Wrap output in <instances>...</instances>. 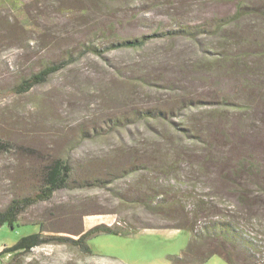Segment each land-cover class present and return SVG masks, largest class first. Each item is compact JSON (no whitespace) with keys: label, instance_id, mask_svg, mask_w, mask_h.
<instances>
[{"label":"rangeland","instance_id":"1","mask_svg":"<svg viewBox=\"0 0 264 264\" xmlns=\"http://www.w3.org/2000/svg\"><path fill=\"white\" fill-rule=\"evenodd\" d=\"M243 1L248 14L240 19L238 34L243 33L246 40L238 42L228 30L230 43H222L220 35L205 38L211 59L205 66L216 68L208 76L185 68L201 57L196 44L159 39L141 50L112 51L105 60L86 55L30 92L15 94L12 88L22 78L75 53L78 43L90 37L91 23L108 19L88 18L94 5L77 0H0V210L12 199L31 194L38 184V167L55 157L68 161L74 178L104 182L71 186L28 207L19 215L18 227H0V250L22 235L38 232L41 225L44 236L76 239V234L99 224L163 227L173 223L131 202L136 194L132 184L138 177L124 176L123 169L145 164L147 157L139 152L148 144L153 150L148 152L152 165L178 169L159 178V189L174 191L168 195L171 202L184 195L179 203L185 212H192V205L199 210L200 202L207 204L206 222L234 220L242 237L257 244L254 263L224 245L193 240L187 229L170 228L98 234L87 240L90 254L71 244H46L29 254L5 255L0 264H264V81L256 77L264 72V57L250 55L264 45V0ZM197 2L179 1L174 15L183 18V12L190 11V20L201 23L235 10L231 3ZM140 15H146L147 21L141 19L134 27L126 24L119 30L122 37L148 31L138 24L168 23L158 12ZM222 48L225 57L241 55L240 63L211 58ZM146 74L163 86L175 79L170 85L177 91L170 94L142 84L139 79ZM182 95L200 99V106L172 113ZM155 100L165 118L133 116L127 125L109 127V119L128 116L131 109L152 106ZM179 142L181 150L187 151L177 158H163L167 163L162 164L157 152L175 151ZM238 165L259 166L250 179ZM231 173H236L244 194L231 193L233 186L226 179ZM240 195L242 202L237 199ZM164 210L181 216L177 208L172 211L166 205Z\"/></svg>","mask_w":264,"mask_h":264},{"label":"trees","instance_id":"2","mask_svg":"<svg viewBox=\"0 0 264 264\" xmlns=\"http://www.w3.org/2000/svg\"><path fill=\"white\" fill-rule=\"evenodd\" d=\"M179 1L181 2V0H77L78 3L84 5H94L95 9L92 14L90 13L91 15H88V18L98 16L104 18L105 16L108 21H102L101 23H91V30H89L90 37L88 39L85 38L83 41L78 43L75 53L69 52L66 58L57 62H50L38 72L30 74L28 77L22 78L20 82L14 86V88H12V92L15 94H26L36 86L46 83L52 75L63 71L86 55H93L105 60V54H108L112 51L141 50L150 42L159 39H166L168 41L184 39L196 44L201 57L197 58L194 63L189 61L190 64L186 65L185 68L190 67L192 69V74L199 71L201 73H205L207 76L210 75L211 70H216V68L210 69L205 66V63H208V61L211 60L210 57H208V51L210 50V47L205 43V38L213 35H220V41L222 43H230L232 42V37L227 33L228 30L234 32L235 36L239 38L238 42L243 44L246 40V36L243 33L238 34V25L240 19L244 16V13L246 15L248 14L245 12L246 6L243 5L244 1L237 0L235 2V0H197V3L201 5L222 2L223 4L231 3L235 7V10L231 15L226 14L222 17H212L209 19L204 18L201 23H193L190 20V11H184L183 13L185 14V17L183 16V18H179L178 15H174L173 12L178 11L176 5H178ZM84 10L87 11V8ZM86 11H84V13H86ZM252 11L254 12V10ZM157 12L161 16L168 19L167 25L164 26L162 23L154 24L152 22H147L144 25L138 24L139 26H145L144 28H148V31L137 37H122L119 33L120 29H123L124 26L127 27L126 24H132L130 27H134L141 19L147 21L146 15H140L141 13L157 14ZM200 36L204 37L200 38ZM96 41H99V43H96ZM222 43L221 45L224 48ZM250 43L251 42H249V44ZM250 55H257L263 58L264 45L261 48L256 49L255 52L250 53ZM210 56L214 59L229 58L231 59V63L238 64L240 63L238 58L240 59L241 57V55H236L234 58L225 57L224 51H214L212 55L210 54ZM181 68L182 67L179 66L180 71L182 70ZM263 74L264 72H261L256 76L260 79V82L264 81V77H260V75ZM147 76L148 74L140 77L139 80L142 84L150 87L153 86L158 90L166 89L170 94L174 91H177L176 87L170 85L175 79L169 81V86H163L162 81H159L155 77H153V79H149ZM159 76L161 77L162 75L160 74ZM160 79L165 78L161 77ZM155 101L156 103H154L152 106H145L142 109H131L128 116L122 115L109 119V127L112 129L116 126L127 125L133 122V119H131L133 116L135 118H142L145 120H148L149 118L153 120L165 118V113L161 111L162 109L157 107V100ZM225 102L226 101H224V103ZM176 106L177 107L171 108V110H173L171 111L172 113L180 110L188 111L192 108L199 107L200 99L192 97L191 95H182L181 99H179L178 105ZM234 106H236V108L238 107V105ZM239 107L240 109L242 108L241 106ZM180 122H182L181 124L183 125L185 124L184 120ZM184 131L186 132L187 130ZM200 133L204 134L202 130ZM84 134H86L85 131ZM96 134L99 133L96 132ZM199 138L200 137H198V140H196L200 141ZM177 145L179 146V149H175V151L173 149H166L164 152L160 153L162 151L160 149V152H157L159 155H161L162 164L167 163L163 161V158H177L179 154L185 153L187 151L185 148L181 150V142H179ZM147 147L148 144H146L142 151L139 152V154L146 155L147 160L145 161V164L140 163L139 165H130L128 169H123L126 170V175L124 176L137 175L138 177V182L136 181L132 184L136 194L131 202L134 204H140L149 214L158 218L159 220L164 222L167 220H175L172 221L173 223L165 224L163 227L147 224L140 227H136L131 224L124 226L119 224L115 226L99 224L87 229L84 232L76 234V239L69 236H44L42 234L43 229L41 225L38 232L22 235L11 246L3 247V249L0 250V259L5 255L10 254H14L16 256L18 254H29L34 248L51 243L71 244L75 247H78L81 252L90 254L87 240L90 237L98 234L131 235L145 229L184 228L191 232L193 240L196 238L202 241L207 240L216 242L217 246L224 245L229 247L232 253H240L242 254L241 256H245L249 262L254 263L257 244H254V242L250 239L242 237L240 230L234 225V220L231 219L223 221L220 218L206 222L208 215H210L208 213L209 207L206 206L207 204L200 202L198 206L199 210H195L194 205H192V212L189 213L185 212V207L179 203L181 202L182 197H185L184 195L176 196L177 201H170V197H168V195L174 193V191L164 188L159 189L157 181L161 176L163 178L169 173H175L178 169H176V166L174 165H152L148 152L153 150ZM139 158L141 159V157H138V159ZM148 159L149 163H147ZM258 166L259 165H238V169L239 171L245 172L247 177L252 179V170L256 169ZM150 173H152V175H150ZM37 176L38 184L34 186L33 192H31V194L12 199L3 210H0V227L6 226L7 228H12V230L15 227H18L16 226V223L19 215L22 212L36 203L48 201L51 199L53 194L59 190L67 189L71 186H92L91 182L93 181L95 185L100 183L104 184L102 180L100 181L92 179V181L88 179L74 178L73 169L68 161L58 157L47 160L45 163L40 165L38 167ZM237 176L239 175L237 174ZM226 179L228 183L233 186L231 193L234 191L241 194L242 191L240 189L239 181L236 178V173H231V176L226 177ZM242 193L244 194V192ZM237 199L238 202L243 201L241 195L238 196ZM194 202L196 203V201ZM166 205H168L172 211L177 208L178 213H181V216L176 218L168 214V212L164 210V206ZM224 219L227 218L224 217ZM198 223H201L199 230H197Z\"/></svg>","mask_w":264,"mask_h":264}]
</instances>
